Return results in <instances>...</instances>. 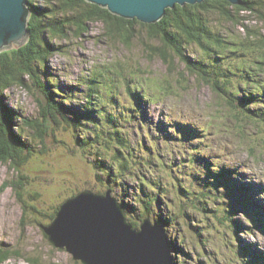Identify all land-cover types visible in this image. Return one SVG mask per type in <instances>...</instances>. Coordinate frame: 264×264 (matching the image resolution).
Listing matches in <instances>:
<instances>
[{
  "label": "rangeland",
  "instance_id": "rangeland-1",
  "mask_svg": "<svg viewBox=\"0 0 264 264\" xmlns=\"http://www.w3.org/2000/svg\"><path fill=\"white\" fill-rule=\"evenodd\" d=\"M212 14L213 29L231 40L247 37L246 24L264 31L256 12L242 11L243 25ZM128 28L131 32L111 36L105 22L89 21L82 35L72 32L66 38H49L54 53L38 66L49 88L58 86L59 101L73 109L86 104V90L94 78L104 98L98 100L93 92L92 101L111 114L113 123L85 120L75 127L62 122L47 131L35 130L30 122L41 119L39 101L45 99L39 87L26 75L30 88L14 85L5 93L6 107L20 113L13 122L14 131L17 124L24 129L19 145L24 154L31 153L19 168L12 161H0V247L15 251L2 264L81 263L69 251L55 247L43 225L52 222L55 209L74 193L82 189L104 193L109 184L111 194L125 203L129 222L138 221V228L146 218L171 216L167 233L174 246L186 252L184 259L175 251L178 264H251L252 253L264 260V230L259 225L264 218V121L239 113L173 52L164 59V44L147 27L135 23ZM192 51L187 50L195 57ZM128 87L137 96L140 90L150 96L138 103ZM112 128L121 130L132 148L128 170L114 163L113 155L124 153L126 146L116 142L108 131ZM82 134L96 138L102 152L94 145H80ZM156 149L162 154L154 161L156 166L143 164ZM172 155L173 167L168 165ZM111 163L112 175L107 172ZM216 168L225 176L218 181L211 177ZM145 177L150 186L141 185ZM239 183L250 204L235 200ZM203 193L209 200L202 199ZM144 198L152 200L150 208ZM228 207L233 218L228 211L227 219L224 212L213 216L208 211ZM193 225L200 226L202 239Z\"/></svg>",
  "mask_w": 264,
  "mask_h": 264
},
{
  "label": "trees",
  "instance_id": "trees-1",
  "mask_svg": "<svg viewBox=\"0 0 264 264\" xmlns=\"http://www.w3.org/2000/svg\"><path fill=\"white\" fill-rule=\"evenodd\" d=\"M242 1L238 5L231 4L226 0H204L202 3L196 4H177L174 8H168L166 15L159 22L148 24L141 22L137 18L126 19L117 16L108 9L88 2L87 0H28L32 10L29 19V40L19 48L0 52V161H12L19 168L20 165L25 163V160L31 153L24 154V150L19 145L22 143L19 133H24L23 127L17 124L18 131L16 132L13 129L14 119H20V113L13 109H8L4 102V95L12 86H28L30 88L26 80V75L39 87V90L45 98L44 101L41 99L39 101L41 105V119L36 118L30 122L35 130L39 129L43 131V128H45L47 131L51 128L52 124L59 126L62 122L64 124H72L75 127L82 124L85 120H91L94 123L97 121L100 123H95L97 125H101L102 121L113 123L111 114L107 111L105 112L103 106H95L94 104L96 103L92 101L93 92L99 95L100 98L98 100L101 97L104 98V94L102 96V93L99 92L100 89L94 83L96 81L94 78L90 80V87L86 90V104L82 105L79 109H73L65 106L60 102L61 100L59 101L62 94L57 88L58 86H55L56 88L54 89L49 88L39 74L41 69L38 68L39 64L46 63L48 58L54 53V46L48 39L66 38L72 32L77 35H82L86 31V28H88L89 21L93 20H102L105 22L106 26L109 27L107 34L111 36H115L116 33L124 32L125 30L130 31L128 26L133 27L135 23H141V25L148 28L150 33L159 37L164 44L167 50L162 51L164 54L161 55H165L164 59L167 60L166 55H169L170 51L173 52V55L177 56L181 62L186 64L187 69L192 74L207 82L213 90L226 96L227 100H229L228 102L239 113L247 118L264 121V31L259 28L251 29L246 24L245 27L248 30L247 37L244 40H231L222 32L216 31L212 27V13H217L227 20L243 25L244 22L240 20L242 11L256 12L259 19L264 23V0ZM189 48L195 49V51H192L196 53L195 57L189 55L187 52ZM58 50H60V47ZM230 57L233 58L231 62L229 61ZM237 78L238 80H236ZM142 88H144V85H142ZM165 90L161 89V92H166ZM53 91L55 92V96H58V99L54 97ZM128 91L134 96L135 101H139L138 103L144 97L150 96V94H144L141 90L140 96H137L136 92L130 87H128ZM258 104H261L262 108H257L258 111L254 112V107ZM136 106L138 109V105ZM108 131H112L111 133L114 134V139L118 144L126 146L124 153L119 150L113 155L115 165L121 167L122 170H128L130 167L129 161L131 159L132 148L128 145L125 136L120 134L122 132L121 130L112 128ZM40 135L42 137V134ZM82 139L80 145L85 146L89 144L88 148L94 145L98 151L102 152L101 145H97L98 140L96 138L95 140H91L88 137L85 138L83 135ZM103 146H107V143ZM143 148L144 146H140V149ZM171 151L173 152V150ZM160 156L162 154L156 149V152L154 150L150 158L143 161V164L156 166L154 161ZM168 160L169 166L173 167L176 165V160H174L173 155ZM110 162H113V160H110ZM94 163L95 167L98 168L99 165L95 161ZM112 164L110 166L107 164L108 170L103 168L102 170H107L111 174L113 172ZM223 171L228 174L230 173L225 168H223ZM99 175H103V172ZM211 177H215L218 181L221 180V177L225 176L224 173L216 168ZM142 180L141 185L148 184L150 186L146 177ZM215 188L212 187L211 189L214 190ZM110 189L109 184L107 190ZM206 189L209 190L208 187ZM111 191L113 190L111 189ZM141 191L144 192L145 190ZM235 194H238L235 197L238 203L247 205L248 197L244 196V187L242 184L239 183L237 185ZM206 195L208 194H202L204 201L209 200V196ZM144 201L147 203L148 208H150L152 200L144 198ZM120 202L123 205L125 204L122 201ZM248 204L250 203L248 202ZM258 208L262 210V207L259 206ZM58 209L56 208V211L51 215L52 219L55 217ZM211 209L208 211L213 216L220 215L224 212V217L227 219L229 217H227L226 211L232 215V218L235 216L231 210L232 207H228L224 211H217V208L216 210ZM170 217L160 215L159 218L154 217L155 221L153 222L162 224L167 229L172 219ZM130 221L135 228H138V221ZM202 221L204 222L205 218ZM232 222L236 225L235 219ZM259 225L263 230L264 218L259 221ZM199 227L197 225L192 226L199 239H202L201 232L198 231ZM167 236L171 244L174 262L178 264L175 258V251L178 255H183L184 259L186 252L177 249L168 233ZM240 249L243 251L247 250L243 246H240ZM14 254L15 251L0 247V264L6 262ZM180 263H182V258ZM76 264L81 263L77 262ZM251 264H264V260L257 253H252Z\"/></svg>",
  "mask_w": 264,
  "mask_h": 264
},
{
  "label": "water",
  "instance_id": "water-1",
  "mask_svg": "<svg viewBox=\"0 0 264 264\" xmlns=\"http://www.w3.org/2000/svg\"><path fill=\"white\" fill-rule=\"evenodd\" d=\"M126 18L159 22L168 8L204 0H87ZM241 4L242 0H226ZM28 0H0V52L29 39ZM140 228L129 222L124 205L111 194L84 189L67 198L43 228L51 243L82 264H175L165 226L146 218Z\"/></svg>",
  "mask_w": 264,
  "mask_h": 264
},
{
  "label": "bare ground",
  "instance_id": "bare-ground-1",
  "mask_svg": "<svg viewBox=\"0 0 264 264\" xmlns=\"http://www.w3.org/2000/svg\"><path fill=\"white\" fill-rule=\"evenodd\" d=\"M31 17V16H30ZM135 19V18H134ZM29 35H30V33H29ZM100 193V192H99ZM264 217V216H263ZM155 223H157V222H155ZM157 224H159V223H157ZM160 225H162V224H160ZM164 226V225H163ZM165 230H166V236H167V229H166V227H165ZM264 230V229H263ZM167 238H168V236H167ZM168 242L170 243V241H169V239H168ZM170 254H171V256H172V258H173V254H172V248H170ZM173 260H174V258H173Z\"/></svg>",
  "mask_w": 264,
  "mask_h": 264
}]
</instances>
